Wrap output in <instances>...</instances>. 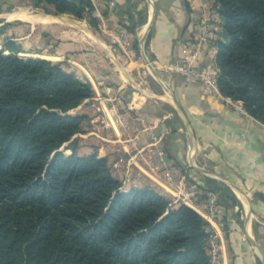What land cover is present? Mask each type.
Segmentation results:
<instances>
[{"label":"trees","instance_id":"1","mask_svg":"<svg viewBox=\"0 0 264 264\" xmlns=\"http://www.w3.org/2000/svg\"><path fill=\"white\" fill-rule=\"evenodd\" d=\"M27 1L98 29L92 0ZM213 3L223 24L219 90L264 124V0ZM126 4L119 14L127 22L120 23L134 34L146 12L135 18ZM133 49L138 53L137 39ZM21 51L9 38L0 50V264H211L208 222L195 209L174 206L151 183L125 188L106 157L77 152L74 136L86 116L73 110L94 95L91 83L60 62ZM190 184L203 201L206 191L217 194L226 229L227 210H241L231 188L207 176Z\"/></svg>","mask_w":264,"mask_h":264},{"label":"crops","instance_id":"2","mask_svg":"<svg viewBox=\"0 0 264 264\" xmlns=\"http://www.w3.org/2000/svg\"><path fill=\"white\" fill-rule=\"evenodd\" d=\"M92 2L98 29L86 20L45 12L27 0H0V47L4 34L21 46L24 55L60 62L91 83L94 95L73 110L86 116L82 132L74 136L78 139L77 152H96L106 157L118 179L128 170L125 188L151 183L163 191V184L155 176L137 175L141 160L133 157L134 151H126L125 140L135 127L148 125L162 134V146L174 162L175 183L168 188L172 195L180 196L190 179L202 183L204 176L227 184L239 200L241 210L238 205L227 210L226 229L213 221L212 229L219 244L218 264H264L253 244L254 241L264 252V125L238 114L206 94L199 85L186 83L179 74L159 68L161 63L180 58L183 53L180 41L184 37L198 34L201 0H129L135 18V12H146L145 22L129 36L131 48L137 39V54L142 56L146 70L136 58L113 44L102 29L103 26L109 30L124 29L120 21L127 22V17L120 16L119 11L127 8V0ZM149 21L143 54L140 40ZM148 60L157 62L158 77L152 74ZM200 64L215 66L210 57H204ZM147 73L150 85L142 84ZM134 91L137 106L115 112L111 98L118 94L127 102ZM182 115L193 131V138L187 134ZM139 135L138 145L142 146L147 137L145 132ZM203 203L197 194L190 207L199 213Z\"/></svg>","mask_w":264,"mask_h":264},{"label":"built area","instance_id":"3","mask_svg":"<svg viewBox=\"0 0 264 264\" xmlns=\"http://www.w3.org/2000/svg\"><path fill=\"white\" fill-rule=\"evenodd\" d=\"M102 29L113 44L122 47L131 58H136L137 52L129 44L130 33L124 29L109 30L105 26ZM222 31V20L216 11L213 0H201L198 34L195 37H184L180 41V46L183 51L180 58L173 62L161 63L159 68L179 74L186 83L199 85L206 94L214 96L216 99L232 107L238 114L255 120L245 110L241 101L234 100L220 92L217 82L218 68L216 64L214 67L201 66L200 64L204 57H210L215 63V56L218 52L216 42L221 39ZM156 63V61L148 60V64H151L153 67L156 66ZM135 92H132V98L127 102L120 95H114L111 100L113 102L112 108L115 112L120 113L123 108H135L137 106V102L134 100ZM261 124L264 125L263 123ZM104 127H106V124ZM124 128L126 131V126ZM141 132H145L147 141L144 145L139 146L138 141ZM162 139V134L155 132L151 125L135 127L133 133L125 140L128 143L126 151L128 153L134 151L133 157L138 156L141 160L142 166H138L137 175L140 173H149L155 176L163 184V192L169 196L174 206L180 203L193 206L192 198L202 192L196 184H190L186 189L181 190L180 196L172 195L168 189L173 187L175 183V165L167 157L162 146ZM128 181L129 171L126 170L122 176V184L124 187ZM205 194L206 200L199 210V214L208 222L207 229L209 230V237L207 247L211 264H218L219 244L217 236L212 229L214 220L222 226V222L218 220L217 194L211 191H206Z\"/></svg>","mask_w":264,"mask_h":264},{"label":"water","instance_id":"4","mask_svg":"<svg viewBox=\"0 0 264 264\" xmlns=\"http://www.w3.org/2000/svg\"><path fill=\"white\" fill-rule=\"evenodd\" d=\"M150 23H151V21L148 22V24H147V30H146L145 34L142 36V38H141V40H140V41H141V51H142L143 54H144L143 43H144V41H145V38H146V35H147V31H148V29H149ZM146 61H147V60H146ZM148 66H149V68H150L152 74H153L154 76H157V77H158L159 74H158L157 70L155 69V67H153L151 64H148ZM173 102H174V105H175V106L177 107V109L179 110V112H181V109H180L179 106L176 104V102H175V101H173ZM181 114H182V113H181ZM182 116H183V115H182ZM183 118H184V123H185V126H186V130H187V134H188L189 138H193V131H192L191 127L189 126V123H188V121L186 120V118H185L184 116H183ZM193 167H195L197 170H199V171H201V172H203V173H205V174H208V175L211 174L208 170H206V169H204V168H202V167H199V166H196V165H193ZM219 179L224 180V178H222L221 176H219ZM253 244H254V246L256 247V249L258 250V252L260 253L262 260L264 261V252H262V251L257 247V245L255 244L254 241H253Z\"/></svg>","mask_w":264,"mask_h":264},{"label":"rangeland","instance_id":"5","mask_svg":"<svg viewBox=\"0 0 264 264\" xmlns=\"http://www.w3.org/2000/svg\"><path fill=\"white\" fill-rule=\"evenodd\" d=\"M17 14V13H16ZM7 25V24H6ZM9 36H6V35H2L1 36V38H3V41L5 40V39H7ZM1 48V47H0ZM6 51H4L3 53H5ZM22 52V51H21ZM21 52H19L18 53V55L19 56H21V57H30V56H27V55H24V53L23 54H20ZM136 59H137V61L139 62V63H141L143 66H144V68H145V70H146V64L144 63V61H143V59H142V56L141 55H139V54H137L136 55ZM143 83L142 84H145V85H150V82H149V77H148V73L146 74V77L144 78V81H142ZM73 112H75V111H73ZM75 141H76V143L78 144V139H75ZM66 145V144H65ZM65 145H63L60 149L65 153V154H69L70 153V150L69 149H66L65 148Z\"/></svg>","mask_w":264,"mask_h":264},{"label":"bare ground","instance_id":"6","mask_svg":"<svg viewBox=\"0 0 264 264\" xmlns=\"http://www.w3.org/2000/svg\"><path fill=\"white\" fill-rule=\"evenodd\" d=\"M136 101V99H134Z\"/></svg>","mask_w":264,"mask_h":264}]
</instances>
